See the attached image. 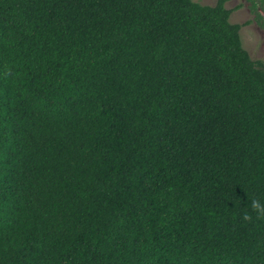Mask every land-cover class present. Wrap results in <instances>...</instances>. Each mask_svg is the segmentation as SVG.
Wrapping results in <instances>:
<instances>
[{
	"label": "trees",
	"instance_id": "1",
	"mask_svg": "<svg viewBox=\"0 0 264 264\" xmlns=\"http://www.w3.org/2000/svg\"><path fill=\"white\" fill-rule=\"evenodd\" d=\"M228 1L0 0V264H264V60Z\"/></svg>",
	"mask_w": 264,
	"mask_h": 264
},
{
	"label": "rangeland",
	"instance_id": "2",
	"mask_svg": "<svg viewBox=\"0 0 264 264\" xmlns=\"http://www.w3.org/2000/svg\"><path fill=\"white\" fill-rule=\"evenodd\" d=\"M203 5H215L217 0H194ZM258 2V10L263 16L264 20V9L261 1ZM242 7L232 12L230 21L232 23H244L251 19L253 22L249 25L242 27L240 33L243 42V46L247 49L253 59L264 60V28L256 20V15L251 10V2L249 0H229L226 3L228 8H234L238 5Z\"/></svg>",
	"mask_w": 264,
	"mask_h": 264
},
{
	"label": "clouds",
	"instance_id": "3",
	"mask_svg": "<svg viewBox=\"0 0 264 264\" xmlns=\"http://www.w3.org/2000/svg\"><path fill=\"white\" fill-rule=\"evenodd\" d=\"M254 207H256V208L259 209V208H261V205H260L258 202H255V203H254Z\"/></svg>",
	"mask_w": 264,
	"mask_h": 264
}]
</instances>
